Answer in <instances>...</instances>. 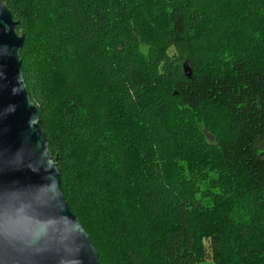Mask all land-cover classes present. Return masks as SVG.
Wrapping results in <instances>:
<instances>
[{
	"label": "trees",
	"instance_id": "1",
	"mask_svg": "<svg viewBox=\"0 0 264 264\" xmlns=\"http://www.w3.org/2000/svg\"><path fill=\"white\" fill-rule=\"evenodd\" d=\"M4 1L100 264H264V0Z\"/></svg>",
	"mask_w": 264,
	"mask_h": 264
},
{
	"label": "water",
	"instance_id": "2",
	"mask_svg": "<svg viewBox=\"0 0 264 264\" xmlns=\"http://www.w3.org/2000/svg\"><path fill=\"white\" fill-rule=\"evenodd\" d=\"M18 25L0 0V264H100L24 79Z\"/></svg>",
	"mask_w": 264,
	"mask_h": 264
},
{
	"label": "rangeland",
	"instance_id": "3",
	"mask_svg": "<svg viewBox=\"0 0 264 264\" xmlns=\"http://www.w3.org/2000/svg\"><path fill=\"white\" fill-rule=\"evenodd\" d=\"M169 119L171 120V122L173 123V124H175V125H177V124H179V126H184V122H183V120H182V118L181 117H177L176 116V114H174L173 113V111H169ZM220 123L221 124H223V122L222 121H220ZM198 135H196V134H194V132L191 130L189 133H188V136H187V138H186V140H185V142L187 143L186 145H184V147H185V149H188L189 148V142H194V143H196V144H199L200 143V140H198ZM257 147L260 149V148H262V147H264V140H262V139H260L259 141H257ZM202 148H203V150L206 152L208 149H207V147L203 144L202 145ZM192 155H194L193 153H191ZM184 158V156L181 158V159H183ZM186 159L184 160V161H182V165L183 166H185V164H186ZM213 166H217V167H219L220 168V165L219 164H215V165H212L211 166V164H210V170H208V171H205V173L204 174H206V173H209L210 171H212V169H213ZM186 176H184V177H188L189 176V173L188 172H186V174H185ZM211 175V174H210ZM218 178L220 179V177H219V174H218V172H216L215 174H213L212 176H209L208 177V179H207V182H212L213 184H216L217 182H220L219 180H218ZM188 179V178H187ZM213 184L211 185V187H213ZM238 191V189L237 188H235V189H232V190H230L229 191V194H235L236 192ZM227 194H228V192H227ZM239 216H240V214H239ZM203 264H214L213 262H212V260H209V261H207V262H205V263H203Z\"/></svg>",
	"mask_w": 264,
	"mask_h": 264
}]
</instances>
